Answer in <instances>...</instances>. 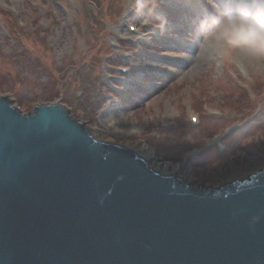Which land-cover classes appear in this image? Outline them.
<instances>
[{
    "label": "rangeland",
    "instance_id": "1",
    "mask_svg": "<svg viewBox=\"0 0 264 264\" xmlns=\"http://www.w3.org/2000/svg\"><path fill=\"white\" fill-rule=\"evenodd\" d=\"M199 2L0 0V95L22 113L64 103L96 139L143 143L192 186L244 179L264 169V67L202 56Z\"/></svg>",
    "mask_w": 264,
    "mask_h": 264
},
{
    "label": "water",
    "instance_id": "2",
    "mask_svg": "<svg viewBox=\"0 0 264 264\" xmlns=\"http://www.w3.org/2000/svg\"><path fill=\"white\" fill-rule=\"evenodd\" d=\"M0 264H264V169L192 186L0 95Z\"/></svg>",
    "mask_w": 264,
    "mask_h": 264
},
{
    "label": "clouds",
    "instance_id": "3",
    "mask_svg": "<svg viewBox=\"0 0 264 264\" xmlns=\"http://www.w3.org/2000/svg\"><path fill=\"white\" fill-rule=\"evenodd\" d=\"M191 35L217 65L264 67V0H200Z\"/></svg>",
    "mask_w": 264,
    "mask_h": 264
},
{
    "label": "bare ground",
    "instance_id": "4",
    "mask_svg": "<svg viewBox=\"0 0 264 264\" xmlns=\"http://www.w3.org/2000/svg\"><path fill=\"white\" fill-rule=\"evenodd\" d=\"M88 132L90 133V131ZM90 135L93 136V138H95L93 134L90 133ZM108 140L111 141V139H108ZM116 145L126 147L130 149L131 151H133L135 154L143 158V160L148 164V166L152 170L159 173L160 175H167V176L173 175L176 178L180 177L183 180L185 179L184 176L179 175L180 171H182L181 164H177L176 166L170 165L168 163H165L164 165L163 164H160V165L152 164L151 161L153 160V155H151V153L148 151V146L143 143H137L133 145L132 143H128V142H124V143L120 142L119 144H116Z\"/></svg>",
    "mask_w": 264,
    "mask_h": 264
},
{
    "label": "trees",
    "instance_id": "5",
    "mask_svg": "<svg viewBox=\"0 0 264 264\" xmlns=\"http://www.w3.org/2000/svg\"><path fill=\"white\" fill-rule=\"evenodd\" d=\"M131 101V100H130ZM241 101H244V98L242 97H239L238 99H236L235 100V102L237 103V104H239ZM180 132H182V129L180 130ZM180 132H178V135H179V137L181 136L180 135ZM210 154H211V152H209ZM167 154H169V153H167ZM166 158H168V157H166ZM205 159H207V158H205Z\"/></svg>",
    "mask_w": 264,
    "mask_h": 264
}]
</instances>
